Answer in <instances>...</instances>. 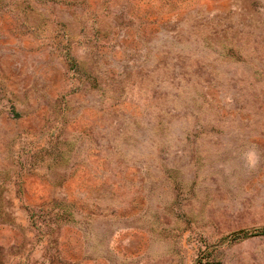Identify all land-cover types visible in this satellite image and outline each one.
<instances>
[{"label":"rangeland","instance_id":"obj_1","mask_svg":"<svg viewBox=\"0 0 264 264\" xmlns=\"http://www.w3.org/2000/svg\"><path fill=\"white\" fill-rule=\"evenodd\" d=\"M264 0H0V264H264Z\"/></svg>","mask_w":264,"mask_h":264},{"label":"trees","instance_id":"obj_2","mask_svg":"<svg viewBox=\"0 0 264 264\" xmlns=\"http://www.w3.org/2000/svg\"><path fill=\"white\" fill-rule=\"evenodd\" d=\"M264 233V231H262Z\"/></svg>","mask_w":264,"mask_h":264}]
</instances>
